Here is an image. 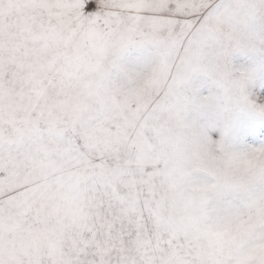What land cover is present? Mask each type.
<instances>
[{"label":"snow or ice","instance_id":"6c2138e0","mask_svg":"<svg viewBox=\"0 0 264 264\" xmlns=\"http://www.w3.org/2000/svg\"><path fill=\"white\" fill-rule=\"evenodd\" d=\"M0 264H264V0H0Z\"/></svg>","mask_w":264,"mask_h":264}]
</instances>
